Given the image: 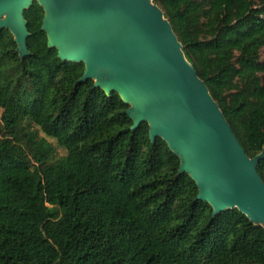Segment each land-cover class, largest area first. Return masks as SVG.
I'll use <instances>...</instances> for the list:
<instances>
[{
	"label": "trees",
	"instance_id": "16d2710c",
	"mask_svg": "<svg viewBox=\"0 0 264 264\" xmlns=\"http://www.w3.org/2000/svg\"><path fill=\"white\" fill-rule=\"evenodd\" d=\"M249 158L264 146V0H151ZM0 31V264H264V230L212 217L165 142L62 62L24 11ZM264 183V159L257 167Z\"/></svg>",
	"mask_w": 264,
	"mask_h": 264
},
{
	"label": "water",
	"instance_id": "95a60500",
	"mask_svg": "<svg viewBox=\"0 0 264 264\" xmlns=\"http://www.w3.org/2000/svg\"><path fill=\"white\" fill-rule=\"evenodd\" d=\"M34 1L43 10L47 47L62 62L83 64L80 82L118 94L132 130L146 123L150 142L166 143L212 217L236 209L264 230L257 172L264 146L254 158L246 155L151 0H0V31L10 32L21 60L30 35L23 14Z\"/></svg>",
	"mask_w": 264,
	"mask_h": 264
},
{
	"label": "rangeland",
	"instance_id": "374dc122",
	"mask_svg": "<svg viewBox=\"0 0 264 264\" xmlns=\"http://www.w3.org/2000/svg\"><path fill=\"white\" fill-rule=\"evenodd\" d=\"M261 56H262V59H264V50L262 51Z\"/></svg>",
	"mask_w": 264,
	"mask_h": 264
}]
</instances>
